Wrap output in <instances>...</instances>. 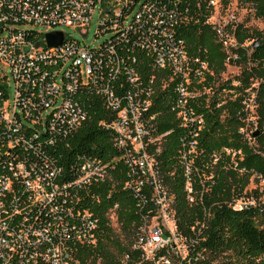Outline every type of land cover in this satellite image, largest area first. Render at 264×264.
<instances>
[{
    "label": "built area",
    "instance_id": "obj_1",
    "mask_svg": "<svg viewBox=\"0 0 264 264\" xmlns=\"http://www.w3.org/2000/svg\"><path fill=\"white\" fill-rule=\"evenodd\" d=\"M227 1L206 0V6L230 60L238 57L233 30L240 21L225 12ZM97 7V36L110 34L100 47L83 46L57 29L74 28L86 37ZM188 13L183 0H0V264H72L81 247L96 243L100 221L85 207L83 194L109 176L108 164L85 157L68 170L56 155L87 119L90 96L114 114L107 127L122 151L125 186L140 213L148 199L158 208L142 215L133 248L156 264H190L192 256H202L198 240L206 219L192 227L195 237L181 234L156 154L149 150L167 134H155V93L172 86L171 110L183 126L194 128L181 152L187 199L194 202L195 128L204 122L196 108L197 84L207 63L192 59L177 34ZM56 31L64 41L49 46L46 35ZM204 93L213 92L206 87ZM261 201L255 193L229 204L245 210Z\"/></svg>",
    "mask_w": 264,
    "mask_h": 264
},
{
    "label": "trees",
    "instance_id": "obj_2",
    "mask_svg": "<svg viewBox=\"0 0 264 264\" xmlns=\"http://www.w3.org/2000/svg\"><path fill=\"white\" fill-rule=\"evenodd\" d=\"M236 1L264 20V0ZM183 2L190 13L177 27V34L192 59L207 63L197 84L196 108L204 122L195 128L199 153L195 165L199 172L193 174L194 202L187 199V176L181 161V152L194 128L183 126L171 110L167 96L172 86L160 87L155 93L151 109L158 114L155 134H167L149 150L156 154L181 234L195 237L192 227L206 219L198 240L202 256H192L190 264H264V201L245 210H234L229 204L242 195H251L248 186L252 179H264V34L243 22L234 25L238 57L227 60L214 25L208 22L206 0ZM249 42L252 44L247 45ZM228 64L242 66V71L234 79L224 80ZM206 87L211 88V95L204 93ZM87 106V119L71 134L69 146L56 148V155L68 170L82 158H98L108 164L109 176L100 184L90 185L83 194L85 207L99 218L98 237L95 244L78 250L72 264H156L144 258L133 244L138 239L142 215H154L158 208L148 199L140 213L137 198L125 186L127 165L122 151L107 127L114 114L97 96H90ZM250 125L255 128L249 129ZM158 147L160 152L156 153ZM214 155L218 157L215 163ZM144 193L150 197L151 187L145 186Z\"/></svg>",
    "mask_w": 264,
    "mask_h": 264
},
{
    "label": "rangeland",
    "instance_id": "obj_3",
    "mask_svg": "<svg viewBox=\"0 0 264 264\" xmlns=\"http://www.w3.org/2000/svg\"><path fill=\"white\" fill-rule=\"evenodd\" d=\"M225 12L229 15L234 14L235 18L238 19L240 22H243L245 26L249 27L252 30L262 31L264 34V20L257 18L254 16L252 10L248 7H241L238 5L236 0H230L228 4L223 6ZM219 9V8H217ZM101 19V11L100 8H96L92 20L88 25V34L86 37L81 34L79 30L70 27H58V30L64 31L66 34L69 35L70 38L76 39L81 42V45H87L90 47H100L106 39L110 36L109 33L101 34L97 36L99 33V21ZM252 43L249 42L247 45H251ZM242 71V66L228 64L227 70L223 73L222 78L225 79H234L235 77L239 76ZM10 94L13 96V82L10 85ZM255 125H250L249 129H254ZM254 190L257 191L259 194V199L264 201V181L253 180L248 186V191L250 194H254Z\"/></svg>",
    "mask_w": 264,
    "mask_h": 264
},
{
    "label": "water",
    "instance_id": "obj_4",
    "mask_svg": "<svg viewBox=\"0 0 264 264\" xmlns=\"http://www.w3.org/2000/svg\"><path fill=\"white\" fill-rule=\"evenodd\" d=\"M46 39L49 46H57L64 41V36L61 31L50 32L46 35Z\"/></svg>",
    "mask_w": 264,
    "mask_h": 264
}]
</instances>
